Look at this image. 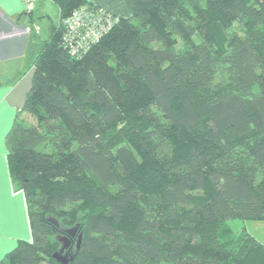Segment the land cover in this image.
Returning <instances> with one entry per match:
<instances>
[{
    "label": "trees",
    "instance_id": "1",
    "mask_svg": "<svg viewBox=\"0 0 264 264\" xmlns=\"http://www.w3.org/2000/svg\"><path fill=\"white\" fill-rule=\"evenodd\" d=\"M55 1L7 135L32 240L0 264H61L79 236L71 264H264V242L226 225L264 223V0H129L80 55L65 21L99 7Z\"/></svg>",
    "mask_w": 264,
    "mask_h": 264
},
{
    "label": "crops",
    "instance_id": "2",
    "mask_svg": "<svg viewBox=\"0 0 264 264\" xmlns=\"http://www.w3.org/2000/svg\"><path fill=\"white\" fill-rule=\"evenodd\" d=\"M30 1L31 12L26 0H0V261L20 242L32 240L27 201L10 174L7 135L33 84L30 42L34 41V52L35 45L48 40L60 24L58 2ZM87 1L118 17L131 15L129 0Z\"/></svg>",
    "mask_w": 264,
    "mask_h": 264
},
{
    "label": "built area",
    "instance_id": "3",
    "mask_svg": "<svg viewBox=\"0 0 264 264\" xmlns=\"http://www.w3.org/2000/svg\"><path fill=\"white\" fill-rule=\"evenodd\" d=\"M27 11L34 7L30 0H26ZM113 15L101 8L81 7L65 21L69 45L74 55L88 51L112 27Z\"/></svg>",
    "mask_w": 264,
    "mask_h": 264
},
{
    "label": "rangeland",
    "instance_id": "4",
    "mask_svg": "<svg viewBox=\"0 0 264 264\" xmlns=\"http://www.w3.org/2000/svg\"><path fill=\"white\" fill-rule=\"evenodd\" d=\"M131 97L127 96V94L121 95L120 99H122V108L125 111V114H128L133 111L134 104L130 106L131 102L128 101ZM21 119L24 120L28 125H32L36 122V118H34L31 114L24 112L21 115ZM230 229L233 230L235 234L239 233L243 228H246L251 234H253L258 240L264 241V223L263 222H251L244 221L241 219H231L227 221L226 224Z\"/></svg>",
    "mask_w": 264,
    "mask_h": 264
},
{
    "label": "water",
    "instance_id": "5",
    "mask_svg": "<svg viewBox=\"0 0 264 264\" xmlns=\"http://www.w3.org/2000/svg\"><path fill=\"white\" fill-rule=\"evenodd\" d=\"M61 242H62V248L60 249V251L54 254V257L61 264H71L81 248L82 236H79L76 242V253L73 255L68 254V249L70 248L69 240L66 237H63L61 238Z\"/></svg>",
    "mask_w": 264,
    "mask_h": 264
}]
</instances>
